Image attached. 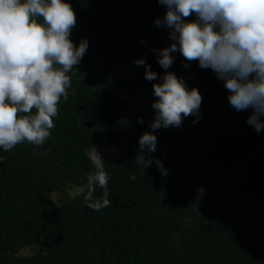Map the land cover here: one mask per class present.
<instances>
[{
	"label": "trees",
	"instance_id": "16d2710c",
	"mask_svg": "<svg viewBox=\"0 0 264 264\" xmlns=\"http://www.w3.org/2000/svg\"><path fill=\"white\" fill-rule=\"evenodd\" d=\"M67 2L71 40L89 47L50 137L0 150V264H264V130L246 123L251 110L236 111L223 81L178 52L161 68L153 49L171 41L155 25L166 13L156 0ZM138 59L202 96L201 119L154 132L147 168L136 163L138 141L152 131L159 81L145 79ZM92 146L119 149L105 166L111 205L99 211L84 201Z\"/></svg>",
	"mask_w": 264,
	"mask_h": 264
},
{
	"label": "clouds",
	"instance_id": "9594fccd",
	"mask_svg": "<svg viewBox=\"0 0 264 264\" xmlns=\"http://www.w3.org/2000/svg\"><path fill=\"white\" fill-rule=\"evenodd\" d=\"M156 2L166 7V13L155 25L168 29L171 41L163 49H153L161 68L169 69L178 52L188 63L211 69L230 93L229 104L238 112L251 110L246 123L257 133L264 130V0ZM193 15L194 20L188 19ZM76 23L67 0H0V150L11 151L25 141L40 146L50 137L61 99L69 98V73L89 47L87 39L78 46L71 40ZM134 63L145 65L146 80L159 81L153 84L157 99L152 104V131L138 141L136 163L147 168L155 159L145 161V155L156 151L154 132L179 128L188 116L201 119L202 96L171 71L158 77L144 59ZM86 155L94 170L87 175L84 201L99 211L111 205L109 175L95 146ZM155 163L163 171L162 162ZM97 187L103 190L100 198H94Z\"/></svg>",
	"mask_w": 264,
	"mask_h": 264
},
{
	"label": "rangeland",
	"instance_id": "374dc122",
	"mask_svg": "<svg viewBox=\"0 0 264 264\" xmlns=\"http://www.w3.org/2000/svg\"><path fill=\"white\" fill-rule=\"evenodd\" d=\"M98 152H100L102 154V158L104 159L105 161V166L109 165L112 161V157L113 155L118 152V148H115V147H106V148H96ZM87 152V151H86ZM76 190V189H75ZM71 193H73V196L78 192V190L74 191V190H70ZM52 197L54 199H59L60 195L58 193H54L52 195ZM25 254H30L31 253V250L30 249H27L24 251Z\"/></svg>",
	"mask_w": 264,
	"mask_h": 264
}]
</instances>
